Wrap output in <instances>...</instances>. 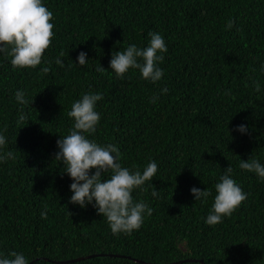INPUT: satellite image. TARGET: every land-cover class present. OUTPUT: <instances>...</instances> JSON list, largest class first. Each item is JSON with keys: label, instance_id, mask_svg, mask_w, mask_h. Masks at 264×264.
I'll return each mask as SVG.
<instances>
[{"label": "trees", "instance_id": "1", "mask_svg": "<svg viewBox=\"0 0 264 264\" xmlns=\"http://www.w3.org/2000/svg\"><path fill=\"white\" fill-rule=\"evenodd\" d=\"M42 4L53 15V36L41 63L14 67L0 52V155L14 156L0 161V258L17 252L28 264H264V178L239 167L249 159L264 165V0ZM149 33L167 47L157 53L164 56L159 81L139 69L122 77L110 69L113 53L148 47ZM17 91L27 103L16 101ZM85 94L103 97L87 139L117 146L118 162L131 173L157 164L152 180L132 192L152 214L130 233L114 234L95 201L70 203L74 181L55 160L57 141L74 126L71 106ZM242 124L246 133L236 130ZM229 166L247 198L209 225L215 186ZM111 175L104 172L102 182ZM193 187L211 194L195 200Z\"/></svg>", "mask_w": 264, "mask_h": 264}, {"label": "clouds", "instance_id": "2", "mask_svg": "<svg viewBox=\"0 0 264 264\" xmlns=\"http://www.w3.org/2000/svg\"><path fill=\"white\" fill-rule=\"evenodd\" d=\"M52 13L42 4V0H0V52L8 53L12 59L11 64L18 68L36 67L41 63L43 53L50 46L53 36ZM233 22L229 21L227 27L230 29ZM151 40L146 48H138L130 45L124 51L113 53L110 61V69L118 76H123L130 68L139 69L145 80L152 82L159 81L163 71L156 66L158 61H163V55L167 47L161 35L149 33ZM61 56L64 55L62 52ZM78 65L86 64V53L81 52L77 57ZM138 62V61H141ZM56 64L63 67L60 59ZM50 71L44 67L42 72L47 74ZM99 71H105L100 66ZM168 89H162L167 93ZM259 92V85L256 86ZM16 101L20 104L27 103L23 91H17ZM102 95L85 94L82 99L74 102L69 111V117L74 119L73 129L67 136L57 141L59 152L55 160H62L66 165V173L74 181L70 185L73 195L70 203L77 204L81 208L95 201L98 215L107 218L111 231L116 234L139 229L143 222V214H152V209L145 202L134 203L132 192L135 188L144 185L146 181L152 180L157 172V164L150 162L143 173L136 171L131 173L118 162L120 153L118 147L108 144L105 147L99 146L87 139L85 133H94L100 115L94 110L96 102L102 100ZM157 97L152 98L156 102ZM26 117L20 116V121ZM240 133H246L245 125L236 129ZM6 143V138L0 135V148ZM115 154V155H113ZM14 158L11 151L0 155V161ZM239 167L248 172H255L260 178H264V165L255 159L242 161ZM95 169L90 175V170ZM111 170L110 178L102 182V174ZM232 168L225 169L221 182L216 187L217 195L212 206V212L208 215L206 223L216 225L221 223L224 216H229L247 197L230 178ZM154 187V186H153ZM195 200L206 198L211 193L209 190L191 189ZM158 191L152 195L157 196ZM71 214V213H70ZM42 218H47V212L41 213ZM11 258H0V264H28L22 253L12 252Z\"/></svg>", "mask_w": 264, "mask_h": 264}, {"label": "water", "instance_id": "3", "mask_svg": "<svg viewBox=\"0 0 264 264\" xmlns=\"http://www.w3.org/2000/svg\"><path fill=\"white\" fill-rule=\"evenodd\" d=\"M80 260V259H79ZM70 262H73V261H70Z\"/></svg>", "mask_w": 264, "mask_h": 264}]
</instances>
